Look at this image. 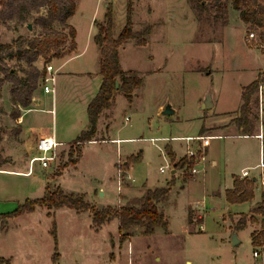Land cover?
Segmentation results:
<instances>
[{
	"label": "rangeland",
	"instance_id": "1",
	"mask_svg": "<svg viewBox=\"0 0 264 264\" xmlns=\"http://www.w3.org/2000/svg\"><path fill=\"white\" fill-rule=\"evenodd\" d=\"M128 4L129 0H79L71 23L78 28L81 47H85L91 34L93 18L103 21L109 5L114 9V36L118 37L126 24ZM131 4L134 32L153 27L147 38L149 45L137 46L135 40H130L121 49L124 67L138 71L145 81L144 86L133 104L123 94L118 98L109 136L120 140L119 145L100 140L85 144L79 164L75 166L69 158L71 148L76 147L72 142L60 150L58 161L50 168L44 169L37 162L31 169L32 174H28L31 158L21 145L25 108L14 106L13 84L9 81L14 73L23 77V70L28 67L18 61L17 48L11 52L0 51V215L15 212L28 199L44 197L48 184L54 189L60 187L66 193L84 194L92 205L103 208L127 204L142 191L134 185L142 187L148 183L152 188L164 187L167 180H174L169 204L163 206L169 233L158 229L154 235L144 236L142 229L136 227L131 238L122 242L118 220L96 231L89 213L68 208L49 211L38 207L33 213L8 219L7 223L0 221V258L9 260L10 264H264L262 249H258L261 257L254 258L253 227L234 231L230 217L250 212L261 200L260 169H250V176L258 178L252 202L230 206L223 194L231 187L234 175L260 162L259 142L237 140L224 132L220 139L211 141L207 163L197 168L201 171L197 180L190 170L182 169L180 165L174 168L179 173L172 178V160L166 150L171 145L179 157L184 155L186 143L171 139L198 137L204 118L237 110L242 88L258 78L259 70H264V50L255 45L247 46L245 38L255 31L264 40L262 32L245 26L231 2L227 13L219 16L209 11L199 14L188 0H132ZM47 16L48 7H41L31 11L25 21L1 18L0 44H12L21 36H38L41 27L37 20ZM55 28L61 30V25L57 24ZM80 63L76 60L67 69L77 71ZM36 66L42 70L43 59ZM158 68H165V73L148 76L150 69ZM86 80L79 76L60 77L56 81L58 104L55 102L53 106L54 95L45 101L46 109L54 108L57 112L54 118H57L62 134L73 137L74 130H69L82 120L88 122L82 93ZM209 95L214 106L203 109ZM161 105H170L176 114L163 116L159 109ZM255 112L264 121V114L257 109ZM25 115L24 127L31 121L32 126L39 121L45 126L53 125L52 114L40 113L38 108ZM126 117L131 122H127ZM211 135L213 132L203 136ZM118 147L121 163L133 155L142 156L129 172L136 180L134 185L125 181L119 188L114 166L119 158ZM192 148L198 150L199 142H193ZM262 151L264 153V140ZM175 158L174 164L182 160ZM213 160L217 162L216 166L212 165ZM161 168L165 173H161ZM60 169L62 175L56 176ZM183 181L188 183L185 189H181ZM127 190L131 197L124 200L122 195ZM219 190L222 196H213ZM50 212L52 216H49ZM186 217L188 223L191 218L194 223L203 224L188 226ZM234 233L240 241L236 247L233 246ZM56 254H59L57 260Z\"/></svg>",
	"mask_w": 264,
	"mask_h": 264
},
{
	"label": "trees",
	"instance_id": "2",
	"mask_svg": "<svg viewBox=\"0 0 264 264\" xmlns=\"http://www.w3.org/2000/svg\"><path fill=\"white\" fill-rule=\"evenodd\" d=\"M79 0H0V19H13L25 21L26 16L31 11L41 7H48V16L38 18L37 24L41 27L38 36L32 38L19 37L12 44H0V51H13L18 49V61L27 64L28 69L23 70L24 76L19 77L17 73L10 76L9 81L13 84L12 102L15 107L29 108L33 103L34 93L42 85L45 74V66L55 59L64 57L66 51L73 52L77 49V31L69 25V20L76 14ZM193 10L201 14L209 11L215 16L227 13L229 2L233 9L239 13L240 20L250 28L262 32L264 38V0H188ZM129 0L127 7L126 24L118 37L114 36L115 16L112 5L107 7V12L103 23L95 22L97 35L94 40L101 51L100 74L102 84L97 96L90 102L88 114V128L74 141L76 147H72L69 158L74 166L79 163L82 157V147L92 141H96L98 125L101 115L111 109L115 104L116 94L122 92L127 101L132 104L136 90L144 85L143 78L136 71L124 72L121 66L120 48L128 41L135 40L137 46L147 45V38L153 31L152 26H147L142 32H134L133 4ZM61 25V30H57L56 25ZM44 60V68L40 70L36 63ZM262 75L250 85L242 88V105L238 115L231 121L242 136L255 135L256 128L261 125L258 110V86ZM117 82L120 88L117 89ZM17 118L20 117L16 114ZM206 133L203 127L200 136ZM167 155L172 163L176 161L175 154L167 147ZM142 156L133 155L126 160L124 169L130 165L140 162ZM187 170L194 167L195 162L189 161L186 157L179 164ZM65 167V166H64ZM65 169V168H64ZM62 172L56 174L61 176ZM174 180L170 181L164 188L147 190L141 197L129 200L123 206H107L98 208L87 201L86 195L66 193L60 187L52 188L51 184L46 187L44 197L36 200H27L24 204L12 213L1 214L0 221L7 223L8 219L21 215L33 213L38 207H43L49 211L54 209L68 208L78 213H89L92 217L93 228L99 231L103 226L118 220L121 241L125 242L131 238L132 230L136 227L142 229L144 236L154 235L158 229L169 233V222L163 211L164 204L168 201L171 187ZM264 181V173H263ZM256 182L251 178H241L234 176L232 189L226 191V200L231 205L250 203L255 199ZM249 218L242 214L235 225V231L246 229L248 223L259 224L260 230L251 233V241L254 252L258 249L264 250V194L262 202L257 208L252 210ZM52 216V213H49ZM257 217H263L261 221ZM192 220L189 218V223ZM53 236L57 245V230L54 228ZM59 254L55 255V260ZM10 264L9 260L0 258V264Z\"/></svg>",
	"mask_w": 264,
	"mask_h": 264
},
{
	"label": "crops",
	"instance_id": "3",
	"mask_svg": "<svg viewBox=\"0 0 264 264\" xmlns=\"http://www.w3.org/2000/svg\"><path fill=\"white\" fill-rule=\"evenodd\" d=\"M105 15H106V13H105ZM238 16H239V13H238ZM72 19H73V17L69 20V25L73 26L76 29V31H77V37H76L77 49L75 51H73V52L66 51L64 57L61 58V59H55L52 62V65H53L54 71H56V73H57L56 81H59V78L60 77H64V76H67V77L79 76V77H85V79H87L86 80V83H85V87L82 88L83 89V92L82 93H83V106H84V111L85 110L87 111L90 102L97 96V94H98V92L100 90L101 84H102V76L100 74L101 51H100V48L96 45L95 40H94L95 36L97 35V32L94 33V29L95 30L97 29L96 26H95V22L96 21L97 22H100V23H103L104 20L103 21H98V20L94 21V18H93V20H92L93 24L91 23V34H90L89 38L86 41L85 47L82 48L81 47V44H80V41H79L80 35H79L78 28L75 27L71 23ZM104 19H105V16H104ZM149 44H150V42H148V40H147V45H149ZM124 46H122L120 48V50H119L120 51V58H121V66H122V69H123L124 72L136 71V70H133V69H126L124 67L123 59H122V56H121V49H123ZM76 60L81 61V63L78 65L80 69L77 70V71H69V69H67V67L72 62H74ZM166 65H167V62L165 63V66ZM42 66L43 65H41V67ZM164 69L165 68H162V69L161 68L160 69L158 68L157 70L150 69L147 72V74H148L149 77H156L159 74L161 75V74L165 73L164 72ZM259 71H261V72H259ZM259 71H258L260 73L259 75H263L264 74V70H259ZM136 72H138V71H136ZM255 80H257V79H255ZM139 91H140V89L136 90L135 95H134V101H133V103H135V98H138L140 96V92ZM56 94H57L56 87H55V94H46L43 91V88L40 87L34 93L33 103L31 104V106L29 108H27V109H24L25 110V114L26 113H30V112H34L38 108V111L40 113H45L46 112V113L52 114V116H53V125L50 126V127L49 126H45L42 121H39V123H37L36 125H33V126L31 124L32 123V121H31V123L28 124L27 127H24L25 119H26L25 116L26 115L25 114L23 115V117H22L23 118V122H22V139H21V145L24 147L23 149H26L27 153L29 152V155H30V158L31 159L34 156L37 155L36 145H37V142H38V140L40 138L47 137V136H52L53 135V136L56 137V139L59 142L68 144L67 146H69L72 142H74L81 135V133L83 131L87 130V128H88L89 120H88L87 123L82 120V122H84V123L80 122V123H78L77 126L71 128L69 130V131L74 130L73 137L68 136L67 134H62L63 132H59L57 118H56V120L54 118V116H55L54 114H57V112L55 111L54 108H52V109L51 108L46 109L45 108L46 106L44 107V104L46 103L45 101H46L47 97H49L50 95L51 96L54 95V96H52V99H53V106H55V102L57 103V99H58V98L56 99ZM121 94H123V93L122 92H118L116 94V99H115L114 106L111 109L105 111L101 115V118H100V121H99V125H98L97 136L95 138L96 141L97 140H100V141L105 142V143L110 142L112 144L119 145L120 140L111 138L109 136V132L111 130V126H112V123H113V120H114L115 109H116V105L118 103V98H119V96ZM241 105H242V90L240 92V103L238 105L237 110H235L233 112L222 113V114H214L211 117H207V118H204L203 119V126H202V128L203 127L205 128L206 133L213 132L214 135H211V136H208V137H215L213 139H210L209 145L206 148V161L204 162V164L207 163V160H208L209 147L211 146V141L214 140V139H220L222 137L221 134H223L224 132H229L230 133L229 134V137L234 138V139H237V140H242L243 139V140H255V141H258L259 142V145H260V148H261L260 149V151H261V154H260L261 155L260 162L256 166H254V167L249 166V167L243 168L241 170V173L239 175H237V176H239V177L242 178L243 171L248 170L249 171V177H247V178L255 179L256 180V186L258 187V185H257L258 184V178L257 177L250 176L251 175L250 174V169H254V168L260 169V171H261L260 176H261V179H262L261 188H262V197H263V194H264V188H263V186H264V181H263L264 167L261 166V163L264 162V153L262 151V142L264 140V128H262L261 125H259L256 128V130H255V135H253V136H242L240 134V132L238 131V129L231 124V121L234 118L237 117L238 111H239ZM164 108H165V105H161L159 107V109L161 111L160 114H162ZM176 112L177 111L175 110V114H176ZM127 118H129V117H126V119ZM130 122H131V119H130ZM55 124H56V126H55ZM126 124H127V122H126ZM263 124H264V121H263ZM262 126L264 127V125H262ZM76 128H79V129H76ZM107 135L109 137H106ZM198 137H206V136H200L199 135ZM179 138H196V137L195 136H186V137H179ZM125 140H127V141H133L134 139H125ZM96 141H92V142L87 143V144H93ZM179 141H182V142H185L186 143V152H185L184 155H182V156L179 157L178 154L173 151L171 145H168L167 147L170 148L173 151V153L175 154V156L177 157V159H183V158H185L187 156L188 150H190V149L193 150V148H192L193 142H189L188 143L185 140H179ZM119 149L120 148L118 147V150L117 151H118V157L119 158H118L117 162L114 164L115 169H116V172H117V168H118L117 165L122 160V157L119 155ZM122 163L124 165H126V160H123ZM201 165H203V164L202 163H198L197 168L200 167ZM212 165L213 166H216L217 165V162L213 160ZM134 166H135V164H132V165H130V167L128 169H126L128 171V173L130 172L131 169H134ZM172 166H173V168H172L171 173H172V178H173V176H177L178 175L179 171H176L174 169L176 167L175 164L172 163ZM198 171H199V173L197 175H193V176H196V179L195 180L198 179V175L201 173V171L199 169H198ZM205 171L206 170H204V172ZM161 173H165V172H161ZM28 174H32L31 168H30V171H29ZM129 175H131V174L129 173ZM234 176H233V180H232L231 187L226 188L223 191V194H225V197H226V191L233 188V185H234ZM131 177L133 178L134 182H128V183L131 184V185H134L136 183V180H135V178L132 175H131ZM169 181H171V180H167L166 185H168L167 183ZM192 181H194V180H192ZM192 181H190V182H192ZM187 184L188 183L186 181H183V184H182L181 189H185V187H186ZM166 185L164 187H166ZM134 187H135V189L142 188L141 189L142 191L140 190L141 192L139 193V195H135L134 198L141 197L149 189L164 188V187H154V188H152V187H150L148 185V183H144V185L142 187H136L135 185H134ZM257 187H256V189H257ZM104 196H106V195H104ZM122 196L125 197L124 200H126L129 197H131V195H129L128 190H127L126 194H123ZM213 196H215L217 198L218 197L220 198L222 196V191H220V190L219 191H216ZM262 197H261V200L252 208V210H254L255 208H257L259 206V204L262 202ZM132 198H133V196H132ZM167 204H169V199H168V201L164 205H167ZM228 204L230 206H236V205H231L230 203H228ZM245 204H247V203H245ZM237 205H243V204H237ZM192 209H194V210H200L198 208H193V207H192ZM164 210H165V208H163V211ZM252 210L250 212H248V213H237L236 218L234 216L230 215L231 220H232V223H233L231 229H233L235 231V225L239 221V219H240V217H241L242 214H246L250 218L252 216V213H251ZM228 213L230 214L231 213V210H229ZM257 218H258L259 221H261L263 219V217H257ZM202 220L204 222L205 215H204V218ZM194 221L195 220L192 219V222L191 223H188L187 222V217H186V222H187L188 226H196V225H200L201 226L203 224V222H202V224L201 223H198L197 224V223H194ZM250 225L253 227V231L252 232H254L256 230H260V227L261 226L259 224H252L250 222L248 223V225H247L246 228H248V226H250ZM200 232H202V231H200ZM190 233H192V232H190ZM193 233H196V231H193Z\"/></svg>",
	"mask_w": 264,
	"mask_h": 264
},
{
	"label": "built area",
	"instance_id": "4",
	"mask_svg": "<svg viewBox=\"0 0 264 264\" xmlns=\"http://www.w3.org/2000/svg\"><path fill=\"white\" fill-rule=\"evenodd\" d=\"M245 44L247 46H254L264 50V40L260 37V34L253 31L250 32L246 38H245ZM56 76L57 73L54 71L52 63L47 64L45 66V74L42 81V88L43 91L46 94H55V87H56ZM257 98H258V111L261 115L264 114V74L261 77V80L259 82L258 86V92H257ZM261 120V127L262 122ZM127 122H130V119H126ZM215 137H196V138H173L171 141L174 140H185L188 143L189 142H199V149L198 150H188L186 158L189 161L195 162L194 167H192L190 170L192 175H197L199 173L197 169L198 163H204L206 161V148L209 145L210 139H213ZM165 141H168V139H165ZM68 144L59 142L55 136H47L40 138L36 145V152L37 155L34 156L30 160V168L32 169L33 165L37 162L41 163L42 167L44 169H48L52 166L53 163H56L59 159L60 150L67 147ZM64 147V148H63ZM122 164L121 162L118 163V165ZM124 164L118 167L117 169V180L119 184V188L122 187V182H134L133 178L125 169L123 168ZM261 166L264 167V162L261 163ZM121 167V168H120ZM161 172H165L164 168H161ZM249 177V171L245 170L243 171L242 178ZM121 192V189H120ZM263 250V249H262ZM264 252V250L262 251ZM261 252L255 251L254 252V258L259 259L261 257Z\"/></svg>",
	"mask_w": 264,
	"mask_h": 264
},
{
	"label": "water",
	"instance_id": "5",
	"mask_svg": "<svg viewBox=\"0 0 264 264\" xmlns=\"http://www.w3.org/2000/svg\"><path fill=\"white\" fill-rule=\"evenodd\" d=\"M29 28H31V27L29 26ZM119 88H120V84H119V82H117V89H119ZM213 106H214V101L212 100L211 95H209V96H207V98H206V100L204 102L203 109H210ZM173 114H175V110L172 109V107L170 105L165 106V108H164V110L162 112V115L163 116H170V115H173ZM253 180L256 182L255 179H253ZM101 195H103V194H101ZM239 244H240V241L238 239V236H237L236 233H234V236H233V246L236 247Z\"/></svg>",
	"mask_w": 264,
	"mask_h": 264
}]
</instances>
